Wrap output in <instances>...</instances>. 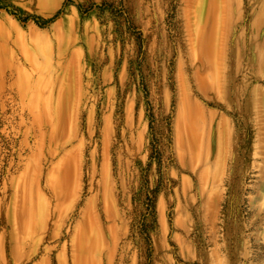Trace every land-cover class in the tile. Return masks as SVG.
<instances>
[{
    "label": "rangeland",
    "instance_id": "rangeland-1",
    "mask_svg": "<svg viewBox=\"0 0 264 264\" xmlns=\"http://www.w3.org/2000/svg\"><path fill=\"white\" fill-rule=\"evenodd\" d=\"M0 264H264V0H0Z\"/></svg>",
    "mask_w": 264,
    "mask_h": 264
},
{
    "label": "trees",
    "instance_id": "trees-1",
    "mask_svg": "<svg viewBox=\"0 0 264 264\" xmlns=\"http://www.w3.org/2000/svg\"><path fill=\"white\" fill-rule=\"evenodd\" d=\"M58 14H59V12H57L49 21H39V20H37V19H35L34 21H35V23L36 24H38V25H40V26H43V25H45V24H47V23H49V22H51L52 20H54L57 16H58ZM20 22H22V23H24V22H27L28 20H29V18L28 17H24V18H20V17H18L17 18Z\"/></svg>",
    "mask_w": 264,
    "mask_h": 264
}]
</instances>
